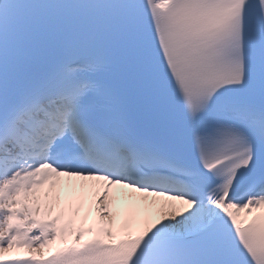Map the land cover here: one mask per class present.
<instances>
[{
	"label": "snow or ice",
	"instance_id": "obj_1",
	"mask_svg": "<svg viewBox=\"0 0 264 264\" xmlns=\"http://www.w3.org/2000/svg\"><path fill=\"white\" fill-rule=\"evenodd\" d=\"M0 264H264V0H0Z\"/></svg>",
	"mask_w": 264,
	"mask_h": 264
}]
</instances>
